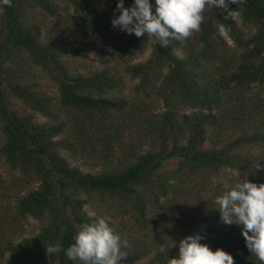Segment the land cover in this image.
Masks as SVG:
<instances>
[{
    "label": "trees",
    "instance_id": "1",
    "mask_svg": "<svg viewBox=\"0 0 264 264\" xmlns=\"http://www.w3.org/2000/svg\"><path fill=\"white\" fill-rule=\"evenodd\" d=\"M149 2L154 12L155 0ZM57 3L80 27L112 37L94 5L102 8L104 0H12L0 13V164L9 171L7 181L0 175V264H80L63 250L50 257L46 247L66 250L77 226L97 217L127 241L121 264H168L179 239L194 234L234 264H260L243 226L221 221L215 198L224 190L212 180L228 169L240 182L264 183V0L229 4L238 10L227 20L223 10L206 7L201 31L169 47L133 34L121 53L130 59L149 48L143 63L87 73L64 62L82 57L83 42L42 38L31 16L52 17ZM220 23L229 25L227 35ZM36 74L55 96L42 91ZM124 77L135 82L127 93ZM169 161L174 167L161 170ZM89 200L109 214L88 215ZM113 213L127 226H115ZM28 218L39 229L20 238Z\"/></svg>",
    "mask_w": 264,
    "mask_h": 264
},
{
    "label": "clouds",
    "instance_id": "2",
    "mask_svg": "<svg viewBox=\"0 0 264 264\" xmlns=\"http://www.w3.org/2000/svg\"><path fill=\"white\" fill-rule=\"evenodd\" d=\"M244 0H155V11L149 0H134L125 7L123 0H117L119 12L111 20L113 28L136 37H155L162 47H169L172 41L184 42L194 32L201 31L206 7L223 10L224 19L233 17L236 11L229 4L240 5ZM12 0H0V13L4 6H11ZM219 32L227 35L229 25L220 23ZM203 47V44H201ZM261 166L256 163L255 168ZM224 191L215 198V208L224 224L242 225L241 234L251 255L264 264V183L257 185L248 179L235 185L224 183ZM47 214V213H46ZM204 236L194 234L179 241L178 256L168 259V264H234V258L220 248L212 251L200 243ZM174 242H171V246ZM127 241L114 232L105 218H94L90 223L77 226L73 242L66 250L61 245L46 247L48 256H55L62 250L71 261L80 264H118L127 256L122 247Z\"/></svg>",
    "mask_w": 264,
    "mask_h": 264
},
{
    "label": "rangeland",
    "instance_id": "3",
    "mask_svg": "<svg viewBox=\"0 0 264 264\" xmlns=\"http://www.w3.org/2000/svg\"><path fill=\"white\" fill-rule=\"evenodd\" d=\"M116 2L117 0H104V7H100L99 5H95L97 11L101 12L104 16L107 25L110 29L112 37L110 40L105 37L104 34H95L87 31L86 29L79 26L78 21L72 15L70 8L65 3H57L56 14L52 17L46 16L44 13H34L32 14V18L35 19L37 25H39L41 30V37L55 38V37H75L79 38L84 44V50L82 51V57L75 56L70 54L64 59L67 67L70 71L79 72V73H87L94 70H99L104 64H119V65H128L131 64H141L143 63L149 55V48H147L142 53L136 54L132 58H128L125 53H121L120 47L123 46L126 39L131 35H128L118 28H113L111 24V20L119 15V12L116 10ZM111 44V47L109 46ZM117 48L116 50L114 48ZM36 80L40 85L42 91H44L49 96H55V92L51 84L44 78L42 74H36ZM125 82V92L133 86L135 82L130 81L127 77H124ZM35 119L38 122L44 121V119L39 116H35ZM63 157L70 163L71 166L75 165L79 168V170L83 172H92L86 166L82 165L80 161H74L72 158L63 154ZM174 167V161H169L162 165L161 170H168ZM264 169V168H263ZM0 175L1 177L7 181L9 179V171L5 166L0 164ZM15 176L19 177V175L15 174ZM213 185L221 189H224V183L227 182L230 185H235L236 182H240L236 176L234 171L224 170L221 171L216 179L212 180ZM21 192V190H20ZM21 194V193H20ZM5 200H0V205L3 204ZM106 207L100 206L99 203H96L93 200H89V204L84 206V210L88 215H91L93 212H98L103 216H107L109 211ZM106 214V215H105ZM112 223L117 226H127L126 218L117 217L114 213L110 216ZM39 229V224L28 218L24 221H21V226L18 228L17 236L21 237H29L34 235ZM126 231V230H124ZM18 238V237H17ZM181 239H179L180 241ZM146 261L142 259L137 264H143ZM47 264H56L52 260H48ZM118 264H121L118 262Z\"/></svg>",
    "mask_w": 264,
    "mask_h": 264
}]
</instances>
